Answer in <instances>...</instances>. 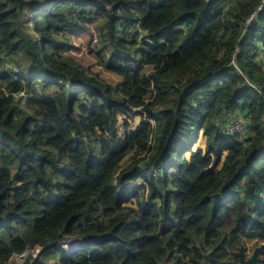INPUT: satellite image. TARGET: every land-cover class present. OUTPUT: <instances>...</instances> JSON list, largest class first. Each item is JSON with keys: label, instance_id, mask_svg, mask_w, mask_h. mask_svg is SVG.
<instances>
[{"label": "trees", "instance_id": "trees-1", "mask_svg": "<svg viewBox=\"0 0 264 264\" xmlns=\"http://www.w3.org/2000/svg\"><path fill=\"white\" fill-rule=\"evenodd\" d=\"M23 1L0 0V264L36 241L22 264H45L60 234L88 241L58 264H230L246 241L264 255V6L246 23L261 0ZM88 21L114 86L61 55ZM137 151L143 169L122 170Z\"/></svg>", "mask_w": 264, "mask_h": 264}, {"label": "rangeland", "instance_id": "rangeland-1", "mask_svg": "<svg viewBox=\"0 0 264 264\" xmlns=\"http://www.w3.org/2000/svg\"><path fill=\"white\" fill-rule=\"evenodd\" d=\"M236 0H233V2H235ZM21 2L23 3L24 1L21 0ZM33 11V10H32ZM31 11V12H32ZM30 12V10L28 11ZM30 12V13H31ZM85 25L87 26V28H89L90 31H87L85 29V27H81L78 29H75L72 33H69L67 35V43L65 45V47L62 48L61 50V55L64 56H69L71 57V59L76 63L79 64L81 69H85L87 71H89V73L96 75L98 78L102 79L103 81H105L107 84H110L111 86H114V83H118L119 79L117 78V76H115L113 73L109 72L107 69H105V67L101 66L98 64L97 62V58L95 57V55L91 52L92 47L94 45L95 39L97 38L96 36V27L98 26V24L96 22H92V21H88L85 23ZM29 32V28L27 29ZM32 32V31H31ZM30 32V33H31ZM34 34V32H32ZM35 35V34H34ZM64 36L61 34L59 36H57V39L59 41H61V43H64ZM258 45V41L255 40L254 41V46ZM252 46V48L254 47ZM52 51H55L54 49ZM264 60L263 59H260ZM236 63L234 62V65ZM140 110V109H138ZM135 110L133 113L127 115L126 116H122L121 114H118L119 118L118 120H116V124L113 126V131H115L117 133L116 136H118L116 139V141L119 140V136L122 137V134L124 131H133L138 129L141 124L142 121L146 119V115L145 114H141V110L138 111ZM138 111V112H137ZM235 114V113H234ZM75 115L79 117V112L76 111ZM239 116H243V114H240ZM231 120H233V130L234 131H238L239 129H242V120L237 118L236 120H234V117L230 118ZM264 120V117H263ZM152 121V120H150ZM231 126V127H232ZM243 126H245V124H243ZM96 137L97 134H93L91 136L87 135V144L89 149H97V142H96ZM206 138L201 131H199L198 133V138H197V145H193L191 147V150L189 152L186 153V156H190L192 152H194L198 147H200L201 149H205L206 148ZM143 159H144V154L140 153L139 151L135 152V155L133 154V152H131L122 162V167L121 169H125L128 165L137 162V167L143 169ZM221 163V162H220ZM220 166V164H219ZM120 170V171H122ZM174 170H170L168 175L173 174ZM144 180L140 177L139 179H137L136 182H134L132 185H137V184H142ZM126 184H129L128 182H126ZM156 184V181H154V185ZM148 190V189H147ZM146 195H142L141 197L143 199H145ZM157 203H159V198H155L154 199ZM125 205H131L133 207H137V204H135L134 200H131L130 202L126 203ZM256 247H259L261 250V245L259 243H254V241H246L245 244L243 245V254L245 256L246 259L250 258L254 252V250L256 249ZM45 250V245H43L41 242H35L34 245L31 248H27L23 253H21V255L13 258L12 260H10L8 263H17V264H21L24 263L27 260H33L38 258V256L42 253V251ZM56 251V252H55ZM261 252V251H260ZM258 252L257 254V258H259V264H264V255L262 253ZM57 250H50V252L48 254H50V256L48 257L47 264H58L59 263V259L56 258V254Z\"/></svg>", "mask_w": 264, "mask_h": 264}, {"label": "clouds", "instance_id": "clouds-1", "mask_svg": "<svg viewBox=\"0 0 264 264\" xmlns=\"http://www.w3.org/2000/svg\"><path fill=\"white\" fill-rule=\"evenodd\" d=\"M263 10V9H262ZM262 10H260L259 12H261ZM259 12H257V14L259 13ZM257 14L255 15V17L257 16ZM254 17V18H255ZM253 18V19H254ZM197 143V142H196ZM195 143V144H196ZM194 144V145H195ZM200 147H198L197 149H199ZM92 150V154L93 155H97L95 152H93V149H91ZM136 170L137 171H141L142 169L141 168H136ZM173 170V169H172ZM140 177H138L137 179H139ZM136 179V180H137ZM126 182H128L129 184H133V182L134 181H132V180H127ZM126 182H125V184L124 185H122V187H118V189H119V191H121L122 189H123V187L124 186H126V185H128V184H126ZM86 241H88L87 239H83V238H81V237H76V236H71V235H68V234H64V235H62V234H60V239H59V241H58V243H57V247H56V249L55 250H57V255H56V258L57 259H60L61 257H63L64 255H67L68 253H72V252H74V251H76V250H80V249H82L84 246H85V244L87 243ZM64 246V247H63ZM241 247H243V246H241ZM240 247V248H241ZM240 248H239V250H240ZM257 248V247H256ZM259 248V247H258ZM239 250H238V252H239ZM56 252V251H55ZM238 252L236 253V256H237V258L239 259V261H240V258H239V256H238ZM258 252H260V248H259V251ZM16 255H21V254H16ZM242 257H243V259L244 260H247L246 258H245V256H244V254H243V250H242ZM251 258V257H250ZM249 259V258H248ZM34 260V259H33ZM32 260V261H33ZM48 260H50V259H47V260H44V262H45V264H47V261ZM239 261L237 262V263H233V262H230V264H239ZM258 264H259V258H258ZM15 264H17V263H15ZM22 264V263H21Z\"/></svg>", "mask_w": 264, "mask_h": 264}, {"label": "built area", "instance_id": "built-area-1", "mask_svg": "<svg viewBox=\"0 0 264 264\" xmlns=\"http://www.w3.org/2000/svg\"><path fill=\"white\" fill-rule=\"evenodd\" d=\"M263 6H264V0H261V3L257 6V8L248 16V18L246 19V23H249L250 21L253 20V18L255 17V15L257 14V12H259L260 10L263 9ZM263 50H264V47H263ZM264 58V54L263 55H260V59H263ZM262 61V60H261ZM263 63H264V60H263ZM237 118L241 119L242 120V129H239L238 131H234L233 130V126L234 124L230 125L228 127V132L231 133V134H235L237 135V138L238 140L243 138V134L245 133V126H243V124H245L247 121L243 120V118L241 116H238ZM236 118V119H237ZM232 126V127H231ZM64 247V246H63ZM19 255H16V254H13L9 259H8V262L10 260H12L13 258L17 257Z\"/></svg>", "mask_w": 264, "mask_h": 264}, {"label": "water", "instance_id": "water-1", "mask_svg": "<svg viewBox=\"0 0 264 264\" xmlns=\"http://www.w3.org/2000/svg\"><path fill=\"white\" fill-rule=\"evenodd\" d=\"M20 2V4H22L21 0H18ZM242 250H243V247L240 248L239 252H238V256L240 258V261H239V264H258V258H257V254H258V251H259V248L257 247L251 258L247 259V260H244L243 257H242Z\"/></svg>", "mask_w": 264, "mask_h": 264}]
</instances>
